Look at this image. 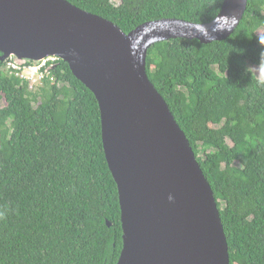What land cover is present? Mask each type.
I'll list each match as a JSON object with an SVG mask.
<instances>
[{"label":"trees","instance_id":"obj_1","mask_svg":"<svg viewBox=\"0 0 264 264\" xmlns=\"http://www.w3.org/2000/svg\"><path fill=\"white\" fill-rule=\"evenodd\" d=\"M67 1L128 33L160 18L210 22L223 0ZM260 39L264 0H248L226 39H168L146 56L147 75L213 190L230 264H264V77L246 68L264 63ZM4 64L0 264H116L120 208L94 94L60 58L55 80L34 89Z\"/></svg>","mask_w":264,"mask_h":264},{"label":"water","instance_id":"obj_2","mask_svg":"<svg viewBox=\"0 0 264 264\" xmlns=\"http://www.w3.org/2000/svg\"><path fill=\"white\" fill-rule=\"evenodd\" d=\"M247 1L223 0L207 23L160 18L125 33L67 0H0V61L12 54L28 60L58 56L97 100L120 208L116 264H230L213 190L150 81L146 56L151 45L168 39H226Z\"/></svg>","mask_w":264,"mask_h":264},{"label":"built area","instance_id":"obj_3","mask_svg":"<svg viewBox=\"0 0 264 264\" xmlns=\"http://www.w3.org/2000/svg\"><path fill=\"white\" fill-rule=\"evenodd\" d=\"M58 59L55 55H48L39 60L18 59L12 54L5 59L3 71L27 82L29 89H34L46 79L55 80L53 68Z\"/></svg>","mask_w":264,"mask_h":264},{"label":"rangeland","instance_id":"obj_4","mask_svg":"<svg viewBox=\"0 0 264 264\" xmlns=\"http://www.w3.org/2000/svg\"><path fill=\"white\" fill-rule=\"evenodd\" d=\"M263 33V28H260L257 31V35L261 36ZM259 44L264 48V39H260ZM264 55V53H263ZM246 68L249 69L253 75H255L259 79H263L264 77V63H260L259 65L246 63ZM2 103L0 102V106ZM236 166H239V163H235Z\"/></svg>","mask_w":264,"mask_h":264},{"label":"clouds","instance_id":"obj_5","mask_svg":"<svg viewBox=\"0 0 264 264\" xmlns=\"http://www.w3.org/2000/svg\"><path fill=\"white\" fill-rule=\"evenodd\" d=\"M262 53H264V51H262V52L260 53V55H261ZM168 199H169V201H171V200L173 199V197H172L171 195H169Z\"/></svg>","mask_w":264,"mask_h":264}]
</instances>
